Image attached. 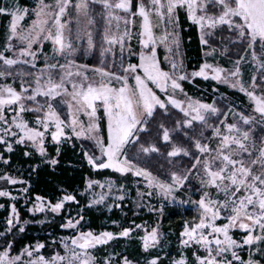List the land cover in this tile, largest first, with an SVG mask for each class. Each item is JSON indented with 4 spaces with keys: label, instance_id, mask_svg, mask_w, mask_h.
Instances as JSON below:
<instances>
[{
    "label": "snow or ice",
    "instance_id": "1",
    "mask_svg": "<svg viewBox=\"0 0 264 264\" xmlns=\"http://www.w3.org/2000/svg\"><path fill=\"white\" fill-rule=\"evenodd\" d=\"M181 13L199 30L202 49L206 37H220L219 48L204 51L191 72L176 59ZM0 16L7 17L0 39V162L10 164L6 154L24 145L57 165L61 145L75 140L93 173L111 169L121 179L133 177L135 207L162 214L164 201L191 204L194 215L183 220L179 250L168 264H264V134H254L264 124V0H35L32 6L3 0ZM81 52L98 56V63H79ZM210 56L234 59L224 67ZM246 66L254 69L247 81ZM209 76L244 93L251 112L185 92L183 81ZM49 142L55 155L48 154ZM0 181L29 183L7 170H0ZM83 183L79 194L88 207L111 211L130 196L128 186L111 176L86 175ZM185 191L188 199L177 195ZM0 197L17 199L7 187H0ZM67 202L79 206L60 225L72 235L16 251L15 237L8 238L13 218L20 232L24 228L11 204L0 234V264H163L162 256L168 258L159 220L150 227L112 220L119 231L97 232L85 226L75 191L60 189L55 202L35 194L28 211L59 213ZM134 232L142 233L141 256L107 249L109 241ZM100 247L104 251L95 255Z\"/></svg>",
    "mask_w": 264,
    "mask_h": 264
},
{
    "label": "rangeland",
    "instance_id": "2",
    "mask_svg": "<svg viewBox=\"0 0 264 264\" xmlns=\"http://www.w3.org/2000/svg\"><path fill=\"white\" fill-rule=\"evenodd\" d=\"M22 4H28L29 6H32L35 2V0H20ZM47 2V0H46ZM0 3H3V0H0ZM96 11L99 12V8H96ZM98 22L101 25L102 28V21ZM7 20V17L0 16V39H2L3 34V27ZM186 18L183 13L180 15V26H181V43H180V50L179 53L176 54V59L183 60L184 66L186 69L191 72L194 68H198L199 64L203 62L204 51H211V48L213 46H216L219 48L218 41L220 40L219 35L216 36H208L206 37L209 41L208 46L201 49V55L199 57L196 56V54L192 51V45H190V42L192 40L191 36H185L184 31H190V28L194 26L191 21H187L184 23ZM188 22V23H187ZM94 36L97 41H99V36L96 35L97 28L94 26L93 28ZM198 37L200 41V34L199 30L197 29ZM224 43H227V41H224ZM201 45V44H200ZM202 48V46H201ZM45 51L51 50L50 43L45 44L44 47ZM165 49L162 46H158V56L162 61V66L167 67V64L164 63V56H165ZM170 58H172L171 53L168 54ZM79 56V63L81 64H95L98 63V56L96 55H90V56H84L83 53H78ZM221 65L224 67H229L231 65L232 59L234 57H228L225 56L223 58L220 57H213L210 56L209 60L214 61L217 60ZM63 62V61H61ZM254 69L250 66L245 67L244 71V80L247 81L250 77L251 72ZM198 80H202L203 83H198ZM183 88L186 93H188L189 96L195 97V98H202L207 102H212L213 97L216 98L217 105L219 107H223L227 103H231L237 111H245L246 114L251 112L250 108V102L248 101V98L246 95L242 92H240L238 89L231 88L228 84L223 83L222 81H216L212 79L210 76L208 78L204 77H191L189 80H185L182 82ZM188 85H191V87H188ZM178 98L183 99V96H179ZM211 122V121H210ZM264 130V124H257L254 129V134L259 136L261 134H264L262 132ZM83 142V141H82ZM24 146V145H22ZM66 146H69L70 148H75L76 151H73L72 156L75 158L74 161H68V164L71 166H75L78 163V160L82 163L86 164V162L82 161V157L80 155V143L76 142L75 140L72 141V143H63L61 145V152L66 148ZM85 146L86 143H85ZM18 146L14 145V150L17 149ZM25 147V146H24ZM47 151L49 155H55V147L49 142L47 145ZM29 151L31 153V157L34 158L35 163L28 164L26 166L19 164V163H13L5 165L2 162H0V170H7L12 173H14L17 176H21L23 180L28 181L29 183L27 185H23L21 183H17L15 185H5L4 181H0V187H7L8 190H10L13 194V196L17 197L16 200H12L7 197H0V205H4V207H0V213L4 212V215H0V234L4 233L6 231L5 228V221L8 218L9 212L11 211L10 205L15 203L17 207V211L19 213V224L23 225L24 231L20 232L18 228L15 227L17 224V221L15 218H13V224H14V231L12 233V236H9V239H12L15 237V239H18L23 234H33L36 236V240L40 241H51L52 237H59V236H67L72 235L73 233L69 229H61L60 225L65 222V217L69 212V209L72 210V214L75 215L77 212H79V206L74 202H67L65 206L61 209L59 213H52L50 210L46 212H29L28 208L32 206L34 203V196L35 194H39L41 196H45L48 199L55 202L56 198L60 195V189H66L69 192L75 191L77 193V200L79 201V205H83V216L86 219V227H91L95 229L97 232L101 231L103 229H108L110 231H119V227L111 225L110 221L117 220L119 221L121 226H127L128 222L130 220H135L136 223L146 222L147 225L150 227L154 225L156 220L160 221V228L161 231L164 233L163 241L165 244V251L169 253L168 258H163V264H168V260L172 258L173 255L177 253L179 250L178 245V236L179 232L176 231V224L180 223L181 226L183 220L185 219H191L192 216H190L186 210L192 209L191 204H181L179 202L176 203H170L168 201H164V208L163 213H151L148 208L141 207L137 208L132 203V198L136 197V186L133 184V177L130 175L127 176L126 179H121L119 174L113 173V170L108 169L109 173L104 174L103 169L95 170V173L90 175V173H86L87 176H89L92 179H104L106 177L111 176L113 179L117 180L119 183L125 184L127 187L126 191H130V196L128 199H125L123 203L121 204L120 208H113L111 211H109L104 205H100L99 207L93 206L88 207L87 206V197L80 195V191L84 188V183L77 184L74 188H69L64 181L58 182L57 191H45L46 193H35L34 195L31 192V188L35 184V178H36V172L39 167L44 166L46 163L48 156L41 157L39 153L34 152L31 147L25 148V151ZM3 149L0 148V152H2ZM61 155V153H60ZM60 155L57 157L58 163L60 161ZM31 165H39L34 171L30 167ZM51 168H55L57 165H51ZM87 165V164H86ZM90 169V168H89ZM73 172V171H72ZM85 175V176H86ZM194 186V185H193ZM27 187L28 192L22 193L21 189ZM177 195L181 196L184 199L189 198V193L187 191L183 193H178ZM192 199H195V196L191 197ZM109 203H112L111 200L108 201ZM117 203H120L117 201ZM152 205H154L157 209L160 207V202L157 199H153L151 201ZM21 209L26 210L28 212L27 217H22ZM172 210H174L177 214L171 215ZM40 221H43L42 223ZM182 229V227H181ZM141 232H134L129 237H120L116 238L112 241L108 242L107 249L111 251L112 249H115L116 251H124L126 250L127 254H129L130 257H139L142 254V249L140 246L139 236L141 235ZM241 233L239 231H235L234 235L239 236ZM34 241V242H35ZM3 243V239H0V244ZM23 246V245H22ZM20 246V247H22ZM18 250V249H17ZM45 255H48V250L44 249L42 250ZM104 251L103 247H100V250L95 255H100ZM159 252V249L156 250Z\"/></svg>",
    "mask_w": 264,
    "mask_h": 264
},
{
    "label": "trees",
    "instance_id": "3",
    "mask_svg": "<svg viewBox=\"0 0 264 264\" xmlns=\"http://www.w3.org/2000/svg\"><path fill=\"white\" fill-rule=\"evenodd\" d=\"M183 22L186 23V20ZM184 34L185 36L192 37V40L190 42V45H192V51L194 54H196L197 57H199L201 55L202 48L200 45L197 28L195 26H192L190 28V31L188 32L184 31ZM198 83H203V81L198 80ZM188 87H191V85H188ZM176 111L178 112V110ZM176 118L179 117L177 116ZM24 151H25V147L19 145L15 151H13L10 154H6V155H10V164L19 163L26 166L30 163L31 164L35 163L34 158H32L31 156L25 157L23 155ZM73 151H76V149L66 146V148L62 150L60 155V161L55 168H51L49 164H45L44 166L38 168L36 172L35 184L31 188V192L33 195L35 193H46L45 191H49V190L56 192L59 181H64L69 188H74L77 184L83 183L86 173H90V175L92 174L91 169H89V167L86 164L82 163L83 165H79L81 164L80 160L74 162V163H78L75 166H71L68 164V161L73 162L74 161L73 159H75L72 156ZM103 173L107 174L109 173V170H105L103 171ZM186 212L190 216L194 215V210L192 209L190 210L187 209ZM21 213L23 218L27 217L28 215V212L23 209H21ZM176 214L177 213L174 210H172L171 215H176ZM0 215L1 216L4 215V212H1ZM181 227H182L181 224L177 223L176 231L179 232L181 230ZM36 239H37L36 236H34L33 234H23L18 239H15L16 248L14 249V251L19 249L20 246H22L23 244L34 242Z\"/></svg>",
    "mask_w": 264,
    "mask_h": 264
}]
</instances>
